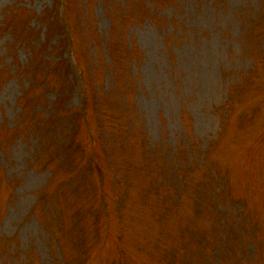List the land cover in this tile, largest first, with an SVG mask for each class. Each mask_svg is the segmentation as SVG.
I'll use <instances>...</instances> for the list:
<instances>
[{
  "label": "rangeland",
  "instance_id": "374dc122",
  "mask_svg": "<svg viewBox=\"0 0 264 264\" xmlns=\"http://www.w3.org/2000/svg\"><path fill=\"white\" fill-rule=\"evenodd\" d=\"M53 1L0 0V264H264V0H134L141 22L123 37L107 9L124 0H71L92 39L85 78L111 88L105 41L119 62L126 43L139 51L130 119L106 102V132L74 114L76 75L15 76ZM58 38L40 60L61 57Z\"/></svg>",
  "mask_w": 264,
  "mask_h": 264
},
{
  "label": "trees",
  "instance_id": "16d2710c",
  "mask_svg": "<svg viewBox=\"0 0 264 264\" xmlns=\"http://www.w3.org/2000/svg\"><path fill=\"white\" fill-rule=\"evenodd\" d=\"M135 1L138 4L142 3V1L140 0ZM122 2L123 3L118 10H115L113 8L107 9V13H112L113 15L112 20L114 21V28L116 26V23L118 25L117 35H119L120 37L124 36L123 29L127 27V25L130 24L131 26L135 23L141 22V18L138 15V7L134 5L136 2H134V0H124ZM127 5H129L130 8H128ZM146 6L147 8H149L147 5V1ZM72 10L73 8L71 7V0H54L50 10L48 9L46 12L41 13L39 16H37L38 21L42 24L41 32L43 40L40 45L41 49H38L39 56L32 62V64L20 65L15 72V76H30L33 78V80L36 79L34 85L35 87H38L39 85H48V87L53 88L57 84H71L69 74H71V76L76 75V77L78 78L76 79V82H78L80 90L82 91V101L80 106L76 108L74 114H76L79 119H86L89 113H94L95 117L101 124V126L99 127H106L104 129V132H106L108 131L107 126L109 127L110 125L109 122L113 123L114 121V118L109 116V114L104 110V105L106 104V102L113 101L121 107L119 111L121 121L130 119L129 109L134 104L133 96L136 89L135 78L132 75L131 69L132 66H134L133 64L136 63V58L133 56V54L139 55V51L131 46V44L126 43L128 45V57L124 58L123 62H119V59L117 58L118 54L114 52H112L111 54V52H109L110 49L108 41H105L104 52H106L107 54L110 53L108 61L104 62V65L108 69L105 73H109V81L111 82L112 86L111 88H108V91L104 90L103 86H101L100 88V86L96 85V83H94L91 78H85V76L83 75V70L80 68L81 66L79 64L78 57L79 55L81 57V55L83 54L81 45L82 43L85 45L86 43H88V41H90L91 43L92 39H90V37L87 35V32L85 30V23L80 22V20L77 21L74 19ZM149 16L150 14L147 13L142 18V21ZM54 35L59 36L58 39L60 43L56 42L53 46H51V53L58 51L61 53V57L55 59L47 57V60H40V55L45 54V52L43 51L48 47V45L50 46L51 37H53ZM108 37H110V35H108ZM67 53L70 54L68 55ZM65 54H67L68 58L62 57L65 56ZM124 55L125 49L123 53H120V57ZM95 61L96 60H94V64ZM45 62L46 64L43 65ZM34 74L37 78L34 77ZM118 80H120V85H118ZM69 87L71 91L72 86L69 85ZM29 90L30 87H28L26 90V96L28 97L30 92ZM56 100H58V98ZM111 106L115 105L110 102L109 107ZM127 111L128 113H122ZM67 112L68 110L65 106H63V108H61L60 110L54 109L53 114L51 115V122L60 121L62 117L67 114ZM122 114L125 115L122 116ZM94 163L95 159H92L90 166L94 167ZM99 182L100 184L95 185V195L93 194V196L97 198V206H94V208L98 211H101L103 213V217L105 218V215L111 208V204L107 201L108 197L104 196L103 194L105 186L103 184V177L99 179ZM82 207L83 205L81 204L80 206L75 208V214H79ZM62 211H64L63 203ZM73 213L70 214L72 215ZM43 214L45 216L47 212H44ZM193 255L195 256L194 252Z\"/></svg>",
  "mask_w": 264,
  "mask_h": 264
}]
</instances>
